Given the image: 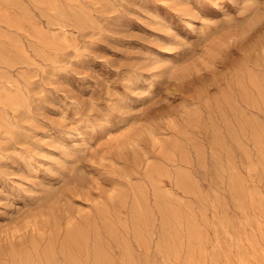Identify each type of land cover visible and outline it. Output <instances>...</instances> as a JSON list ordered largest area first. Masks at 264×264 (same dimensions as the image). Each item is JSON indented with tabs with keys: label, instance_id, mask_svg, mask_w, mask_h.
<instances>
[{
	"label": "rangeland",
	"instance_id": "1",
	"mask_svg": "<svg viewBox=\"0 0 264 264\" xmlns=\"http://www.w3.org/2000/svg\"><path fill=\"white\" fill-rule=\"evenodd\" d=\"M0 31V264L263 263L264 0H0Z\"/></svg>",
	"mask_w": 264,
	"mask_h": 264
},
{
	"label": "bare ground",
	"instance_id": "2",
	"mask_svg": "<svg viewBox=\"0 0 264 264\" xmlns=\"http://www.w3.org/2000/svg\"><path fill=\"white\" fill-rule=\"evenodd\" d=\"M34 3H35V2H34ZM12 5H13V4H12ZM60 13H61V12H60ZM23 16H24V15H23ZM87 17H88V16H87ZM63 18H64V17H63ZM67 18H68V17H67ZM13 22H14V21H13ZM16 23H17V22H16ZM0 32H1V31H0ZM41 34H42V33H41ZM9 35H10V34H9ZM17 35H18V34H17ZM2 36H3V34H2ZM2 36H1V37H2ZM10 36H11V35H10ZM14 37H15V36H14ZM5 39H6V38H5ZM3 40H4V39H3ZM55 40H56V39H55ZM8 41H9V39H8ZM14 42H15V41H14ZM17 42H18V41H17ZM56 42H57V41H56ZM15 44H17V43H15ZM49 44H50V43H49ZM11 45H12V44H11ZM54 47H55V46H54ZM57 47H58V46H57ZM4 51H5V50H4ZM8 56H9V55H8ZM2 61H3V60H2ZM14 61H15V60H14ZM16 62H17V61H16ZM3 63H4V62H3ZM136 74H137V73H136ZM16 88H17V87H16ZM10 97H11V96H10ZM12 97H13V96H12ZM12 99H14V98H12ZM248 100H250V99H248ZM252 101H253V100H252ZM15 102H16V100H15ZM236 103H237V102H236ZM256 103H257V102H256ZM16 104H17V103H16ZM220 106H221V105H220ZM207 115H209V114H207ZM235 116H236V115H235ZM74 120H75V119H74ZM119 127H120V126H119ZM239 130H240V129H239ZM46 133H47V132H46ZM230 133H231V132H230ZM127 141H128V140H127ZM221 142H222V141H221ZM134 143H135V142H134ZM85 144H86V143H85ZM139 144H140V142H139ZM159 144H160V143H159ZM136 146H137V145H136ZM158 147H159V146H158ZM138 148H140V147H138ZM127 149H128V148H127ZM131 149H132V147H131ZM156 149H158V148H156ZM145 152H147V151H145ZM145 155H148V154L145 153ZM3 157H4V156H3ZM102 159H103V158H102ZM191 177H192V176H191ZM191 181H192V180H191ZM141 192H142V191H141ZM40 213H41V212H40ZM196 216H197V215H196ZM183 217H184V216H183ZM43 218H44V217H43ZM44 220H45V219H44ZM42 221H43V220H42ZM43 222H44V221H43ZM249 228H250V227H249ZM45 230H46V229H45ZM42 233H43V232H42ZM254 233H255V232H254ZM147 235H148V234H147ZM71 238H72V237H71ZM81 240H82V239H81ZM258 240H259V239H258ZM252 241H254V240H252ZM252 241L250 240V242H252ZM248 242H249V240H248ZM250 242H249V246H251V245H250ZM254 243H255V242H254ZM254 243H253V245H254ZM257 243H259V242H257ZM93 244H94V242H93ZM38 245H39V244H38ZM147 245H148V244H147ZM255 245H256V244H255ZM255 245H254V247H255L254 250H257L258 248L256 249L257 246H255ZM259 245H260V244H259ZM259 245H258V246H259ZM261 246H262V245H261ZM96 247H97V246H95V248L93 249V251L96 249ZM186 248H187V247H186ZM97 249H98V248H97ZM97 249H96V251H98ZM263 249H264V248H263ZM263 249H262V250H263ZM99 250H100V249H99ZM94 252H95V251H94ZM94 252H93V253H94ZM98 252H99V251H98ZM257 252H258V251H257ZM260 252H261V251H260ZM96 253H97V252H96ZM250 253H251V252H250ZM98 254H99V253H98ZM98 254H97V255H98ZM253 254H254V253H253ZM262 255L264 256V254H262ZM87 256H89V255H87ZM243 256H244V255H243ZM250 256H251V255H250ZM256 256H257V255H256ZM263 256H261V259L263 258V260H264V257H263ZM245 257H246V256H245ZM253 257H254V256H253ZM37 258H38V257H37ZM95 258H96V257H95ZM240 259H241V258H240ZM248 259H249V258H248ZM37 260H38V259H37ZM93 260H94V259H93ZM255 260H256V259H255ZM263 260H262V261H263ZM242 261L245 263L244 259H243ZM22 262H23V260H22ZM95 262H96V260H95ZM107 262H108V261H107ZM252 263H253V262H252ZM263 263H264V261H263ZM263 263H262V264H263ZM23 264H24V263H23ZM29 264H30V263H29ZM43 264H44V263H43ZM71 264H80V261H79L77 258H75V257H71ZM96 264H98V263L96 262ZM108 264H109V263H108ZM239 264H240V263H239ZM245 264H246V263H245Z\"/></svg>",
	"mask_w": 264,
	"mask_h": 264
}]
</instances>
